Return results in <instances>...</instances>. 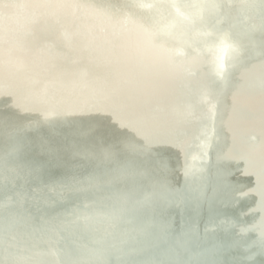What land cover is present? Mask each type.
Wrapping results in <instances>:
<instances>
[{"label":"bare ground","instance_id":"bare-ground-1","mask_svg":"<svg viewBox=\"0 0 264 264\" xmlns=\"http://www.w3.org/2000/svg\"><path fill=\"white\" fill-rule=\"evenodd\" d=\"M33 1L38 5L34 17L23 11L22 6L28 0H0V117L13 124L26 118L22 103L15 99L22 98L23 88L15 81L17 77L33 80L46 102L59 107L57 110L66 116L76 113L73 126L82 135L68 139L58 134L53 144H47L38 135L41 150L35 156L23 152L16 144L10 148L12 161L0 153V248L11 246L19 250L8 256L0 252V264H99V261L112 264L104 246L94 242H89L86 252L69 249L71 244L81 249L78 239L84 236L80 223L97 237L115 238L112 249L123 258L118 264H130L132 257L140 264H189L194 247L199 250L195 257L200 264H264V245L260 241L264 238L261 220L264 202L256 205L253 216L249 215L250 205L240 187L221 179L224 166L215 159L211 145L194 136L195 132L203 133L204 123L210 121L213 131H226L232 150L239 140L244 148L255 143L247 138L249 134L255 141L259 139L260 144L264 140V39L261 37L264 21L258 15L260 8L264 10V1L251 0L260 6L250 7L249 0H222L226 6L247 10L251 16L247 25L235 33L227 26L239 20V15L226 7H219L218 18L226 27L217 32L211 26L215 23L211 8L219 5L216 0H181L196 13L208 46H216L217 35L225 37L226 45L218 47L223 63L229 67L225 72L220 71L219 65L212 72L205 71L210 58L193 47L197 34L186 17L147 12L146 18L133 16L129 27L132 33L125 34L118 26L119 14L96 11L95 18L88 15L93 5L107 4L110 0ZM165 1L151 2L165 4ZM193 2L201 4L200 9L193 8ZM131 3L134 7L146 5L144 0H131ZM72 6L82 12L88 33L77 34L71 27L74 14L64 13H71ZM16 21L18 26H14ZM146 26L147 31H142ZM29 35L38 41L32 48L26 44ZM169 40L180 48L174 56L164 48L172 46ZM47 41L53 44V52L44 50ZM61 42L72 46L73 52L54 50ZM43 65L46 70L41 72ZM192 65L197 74L188 71ZM240 67H248L249 71L240 74ZM98 68L102 71L97 72ZM251 69L258 70L260 77ZM143 81L156 82L160 104L154 106L148 90L139 88ZM229 86L237 88L216 102L213 93L221 95ZM201 87L207 92L199 90ZM164 100H170L176 110L186 103L199 107V112L204 106H215L216 112L223 115L220 118L228 120L224 123L223 119L205 116L202 111L198 118L194 115L179 122L180 130L204 149L201 158L207 163L204 171L200 160L192 162L195 178L192 188L188 186L182 164L190 156L178 147L179 136L175 132L165 128L164 132L145 133L141 128L140 134L131 140L125 118L122 121L116 118V112L124 108L128 117L142 119L150 110L162 107ZM100 106L104 112L99 111ZM89 141L95 142L94 148L87 146ZM108 143L119 151L116 157L111 155ZM66 148L72 152L71 156ZM176 148L181 159L173 158ZM261 153L264 157V148ZM78 154H91L93 158L81 163L76 158ZM143 157H148L152 165L144 164ZM7 171L13 174V186ZM172 171L176 177L171 178ZM251 176L258 178L255 173ZM183 203L185 207L181 206ZM84 207L108 211L111 220L83 213ZM32 210L55 222L43 223ZM211 210L216 216L211 215ZM194 211L203 218L200 229L195 228ZM61 214L68 217L64 225L77 238L59 232L56 223L62 222ZM157 217L162 219L166 237L161 236ZM98 220L105 225L104 232L97 228ZM225 228L228 237L223 233ZM125 231L133 235L132 250L124 245ZM37 237L55 239L57 253ZM147 240L161 245L162 253L153 252ZM244 246L250 247L248 252ZM227 248L235 255L234 259L228 256Z\"/></svg>","mask_w":264,"mask_h":264},{"label":"water","instance_id":"water-1","mask_svg":"<svg viewBox=\"0 0 264 264\" xmlns=\"http://www.w3.org/2000/svg\"><path fill=\"white\" fill-rule=\"evenodd\" d=\"M146 2V5L140 6L137 5V7H134V5L131 3V0H125L124 2L118 1V0H110L107 4L98 2L93 7L89 10V16H92L95 18V15L93 12L96 11H101L99 13H106V12H112V14L120 15L119 18V24L118 26L123 30L121 33H132V31L129 30L130 25H132L133 20L131 21L133 16H144L146 18L147 12H158V13H163L166 14V17H172L175 15H179V17H186L189 20V25H191L192 28L195 29V34H197L196 37V42L193 44V47L197 48L199 52L210 58L209 63L206 65L205 64V71L206 72H212L214 70L215 65H219L220 71L225 72L226 70L229 69L228 65L226 62L223 63V59L220 57V51L218 49L219 44L221 46H225V37L221 36L220 34L217 35L219 38L216 39V46H208V44L205 42L204 37L202 36V30H201V23L197 19L196 13L194 12L193 9L186 7L183 4V1H178V0H167L164 3L160 4H154V2H151L150 0H144ZM176 1V2H175ZM218 2V6H213L211 8V15L215 21L214 24H211L213 28H215L217 32L220 30H223L226 25H222L220 22H218V18L220 16V9L219 7H226L229 9V12L233 14H238L239 20H234L237 21L234 23V21L227 26V29L238 33L241 26L247 25V19L250 16L247 10H239L237 8H230L231 6H226L222 0H216ZM264 1V0H262ZM153 3V4H152ZM73 4V3H72ZM154 5V6H153ZM165 5V6H164ZM248 5L250 7H259L260 5L254 1L249 0ZM23 11H26L30 16L34 17L36 14V8L38 5L33 1V0H28V2L22 6ZM201 4H198L197 2H193V8H198L200 9ZM66 9H63L62 11H65ZM6 11V10H5ZM11 12V11H9ZM71 13H64V14H74V17L70 20L71 21V27L75 30L77 34L84 35L89 32L87 29V25L84 23L82 20V12L80 10H77L74 6L71 7L70 10ZM97 13V14H99ZM11 14V13H7ZM63 14V15H64ZM258 15L260 16L261 20L264 21V10L262 8L259 9ZM119 17V16H118ZM143 17V18H144ZM145 20V19H144ZM147 22V21H146ZM19 22L16 21L14 26H18ZM92 27L90 28V32ZM148 26L144 27L143 30L147 31ZM219 30V31H218ZM15 34L13 35V39L15 40L17 38V30H15ZM141 32L140 30H138ZM261 37L264 39V33L261 34ZM51 41V40H48ZM45 42V47L47 52H53V44L50 42ZM38 41H36V38H33L32 36H27L26 44L29 43L28 47L32 48L36 45ZM169 45H172L171 47H165L164 48L169 52L174 54L179 50L180 48H177L176 46L174 47V43L169 40L168 41ZM24 46H26L25 41H24ZM245 44H248L245 42ZM182 45V44H181ZM179 44L178 46L181 47ZM183 46V45H182ZM49 48V49H48ZM61 48L63 50H67L70 52H73L72 46H67L64 45L63 42H61L58 46L54 48V50H57ZM55 52V51H54ZM196 54V52H194ZM197 55V54H196ZM198 56V55H197ZM54 57L56 58V55L54 54ZM58 57V56H57ZM26 58H28L26 56ZM85 66V65H84ZM91 67V66H90ZM86 68H88L86 66ZM195 66H190L188 68L189 72L195 71ZM239 73L240 74H246L249 69L248 67H240ZM41 72L46 70V67L43 65L40 68ZM87 70V69H84ZM102 71L101 68L97 69V72ZM197 71V70H196ZM251 71L256 75L258 78L260 77V73L256 69H251ZM221 73V72H220ZM197 74V73H194ZM38 78H36L37 80ZM23 81V82H22ZM18 87L21 86L23 88V93H22V98L16 97L17 102L22 103V113L26 116V118L18 120L15 124L8 122L7 120H4L3 118L0 117V153L6 159L7 161H12L13 156L10 152V148L12 145L16 144L23 152L35 156L38 155L39 150V145L37 143L38 135L42 136L47 144H53L55 142V138L58 136V134H63L65 135L68 139L73 138L75 136H80L82 133L73 126V121H74V115L71 116H66V114L59 109V107L55 108L56 105L53 103L49 104L46 102L45 97L41 94V92H37L39 90L37 89V84L33 80H25L22 78H16V81ZM19 83V84H18ZM139 88L141 90H148L149 92V98L151 99V103H153L154 106L156 104H160L159 100L160 98L158 97L159 93L156 88L158 86L155 81H150L146 82L143 81L141 84H138ZM156 85V86H155ZM237 88V86H229L226 87L222 94L218 93H213V96L215 97V101H219L221 97L225 99V97H228L233 93V89ZM7 89V88H6ZM202 92H207L204 87L199 88ZM35 91V92H33ZM11 92V90H7V93ZM152 105V106H153ZM157 107L159 109H157ZM156 110H150L149 113L142 119H137V118H132L128 117L127 114H125L124 108H120L119 112H116V118L118 120L120 119L121 121L124 120L126 121V124L129 126V130L127 131L130 135L131 140H135L136 135L141 132V128H143V132H164V129L167 128L168 130L175 132L179 136V142H178V147L181 150H186L189 154V158H186L184 161L183 159V166L184 170L186 171V179L188 186L190 188L195 186V178H194V172L192 169V162L194 160H200V164L203 167V170H207V163L205 162V159H202V154L204 152V149L199 147V145L195 141H191V139L188 138L186 133L184 131L180 130V125L179 122H184L185 120H189L191 116H195V118H198L200 115V112L204 111L205 116H212L214 119H223L222 121L227 123L226 117L223 116L221 113H217L215 110V106L212 107L211 105H207L203 107L202 111H198L199 107L193 108L191 103H186L185 106H177V110L175 107H173V103L170 102V100H164L162 107L157 106ZM56 111V112H53ZM59 111V112H58ZM99 111H105L103 107L100 106ZM192 113V114H191ZM127 116V117H126ZM139 120H142L143 122L141 123ZM88 123L89 120L87 119ZM92 123H95V120H92ZM90 124V123H89ZM205 131L203 133L200 132H195L194 136H196L197 139H204L207 144L211 145L212 149L211 151L214 153L215 159H218L221 163L220 165L223 167V171L220 172L221 174V179L223 182L226 184H232L236 183L240 187V192L241 194L244 195V197L248 200L249 205H250V210L248 212L249 215L253 216L255 214V209L257 208L256 205L259 202H264V157L261 153L262 148H264V140H262V143L260 144L259 139L258 141H255L253 139L254 136L252 134L247 135V138L251 139L253 143L251 146H248L247 148H244L243 142L242 141H234L236 143L235 149L229 148V143H232V141L229 140V135L224 132L223 130L221 132H215L211 128L210 121H206L205 123ZM94 125V124H93ZM97 125V124H96ZM221 125V124H219ZM225 129V128H224ZM237 129V128H236ZM233 133L236 130H233ZM112 135H115L112 133ZM240 134H235L234 136H237ZM102 137V136H101ZM29 138H33L30 139ZM28 139V140H26ZM102 141L103 138H101ZM94 141H89L87 146L94 148ZM109 149L111 151V155L115 156L119 152L117 149H114L110 143H108ZM174 150V149H173ZM245 150H249V152H246ZM67 153L69 156H71L72 152L66 148ZM131 152V151H130ZM132 153V152H131ZM130 157L132 159L133 156L132 154H136L135 152L131 154ZM109 154V153H107ZM137 155V154H136ZM181 159V156L176 150L173 152V158ZM76 158L81 162L84 163L83 161L86 159H92L93 155H81L78 154ZM177 159V160H178ZM142 161L146 165H152L151 160L148 157H143ZM224 164V165H222ZM87 166V164H84ZM230 167H233L234 170L231 171ZM172 177H176V173L172 171ZM255 173L258 178L254 179L251 174ZM7 176L9 177L8 181L10 182L11 186H13V174L11 172L7 171ZM117 176V175H115ZM202 177H205L204 173H201ZM238 180V181H236ZM205 201V199H204ZM69 206V205H68ZM182 207H185V204H181ZM81 211L83 213H88L91 214L97 218H104L106 220H111V216L108 213V211H101L95 208H82ZM125 213L127 212L126 209L123 210ZM33 215L38 217L43 223L45 224H50L54 223L55 221L49 217L48 219L43 218L44 216L42 214H37L32 210L31 212ZM211 215L214 217L216 216V213L214 210H211ZM193 219L195 220V228L200 229L201 222L203 218L201 217L200 213L198 211H194L192 213ZM67 216L61 214V219L62 222L57 224V229L59 232H62L63 234H66L67 236L71 238H77V236L70 231L65 225L64 221L67 220ZM261 220L264 223V213L261 216ZM172 219H175V216H173ZM157 225L159 230L161 231V236L166 237L167 232L166 228L164 227L162 223V219L157 217L156 220ZM83 227V236L82 238H79L78 243L80 245L79 249L77 246L71 244L69 245L70 250H81L87 251L89 247V242H94L95 244H99L104 246L103 248L105 249V252L111 256V259L113 260L112 264H118L121 262V256L117 251H114L112 249L114 245L115 238H109L106 237L105 235H102L101 237H97L93 232L85 226L83 223H80ZM97 228L100 229L101 231L104 232L105 230V225L101 220L97 221ZM116 230L121 229V228H115ZM124 230V229H123ZM240 233L243 231L240 229ZM223 233L225 236H229V231L225 228L223 230ZM37 240L39 242H42L46 244L47 246L50 247L55 253H57L55 243L57 241L55 239H45L41 237H37ZM261 243L264 245V238H261ZM133 235L130 232L124 233V245L129 249H133ZM146 244H148V247L156 253H162L163 248L161 245L153 243L150 240H147ZM193 251L191 252V260L189 261V264H200L199 261L196 259L195 256L199 254V250L194 247ZM250 247L244 246L245 251L249 250ZM19 250L15 247L8 246V248H0V252L8 256L9 253L12 252H18ZM248 252V251H247ZM227 253L228 256L232 257L234 259L235 255L229 252L227 248ZM226 253V254H227ZM102 262L99 261V264ZM130 264H140L137 259L132 257L129 259ZM254 264V263H253Z\"/></svg>","mask_w":264,"mask_h":264}]
</instances>
